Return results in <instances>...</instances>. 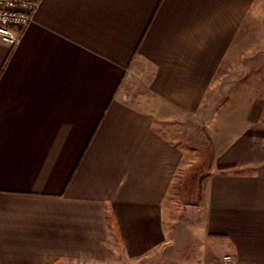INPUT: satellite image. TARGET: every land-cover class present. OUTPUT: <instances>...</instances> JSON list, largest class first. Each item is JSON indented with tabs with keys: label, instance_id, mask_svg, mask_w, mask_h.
<instances>
[{
	"label": "crops",
	"instance_id": "0c3cea01",
	"mask_svg": "<svg viewBox=\"0 0 264 264\" xmlns=\"http://www.w3.org/2000/svg\"><path fill=\"white\" fill-rule=\"evenodd\" d=\"M212 93L237 133L187 224ZM0 264H264V0H40L0 43Z\"/></svg>",
	"mask_w": 264,
	"mask_h": 264
},
{
	"label": "rangeland",
	"instance_id": "374dc122",
	"mask_svg": "<svg viewBox=\"0 0 264 264\" xmlns=\"http://www.w3.org/2000/svg\"><path fill=\"white\" fill-rule=\"evenodd\" d=\"M224 87H226L225 83L222 84L223 94H225ZM215 95L212 93L211 97L208 96L200 112L186 115L178 121L174 132V137L185 144L187 151L186 163L181 172L185 176L186 191L177 197L179 210L177 214L180 220L187 221V224L192 220H196L197 223L202 221L205 204L201 183L211 172V165L216 154L237 133L232 130L237 127V115L229 116L233 119V124L230 119L227 121L226 115L214 113V111H220V102H225L224 98L216 100ZM237 101L240 102V100ZM180 190L182 191V188Z\"/></svg>",
	"mask_w": 264,
	"mask_h": 264
},
{
	"label": "built area",
	"instance_id": "2783aa9c",
	"mask_svg": "<svg viewBox=\"0 0 264 264\" xmlns=\"http://www.w3.org/2000/svg\"><path fill=\"white\" fill-rule=\"evenodd\" d=\"M40 0H0V43L15 46L34 21Z\"/></svg>",
	"mask_w": 264,
	"mask_h": 264
}]
</instances>
